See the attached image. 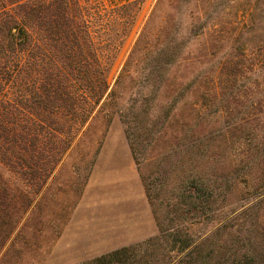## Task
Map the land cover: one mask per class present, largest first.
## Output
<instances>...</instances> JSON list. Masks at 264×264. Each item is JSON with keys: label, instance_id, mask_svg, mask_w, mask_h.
Instances as JSON below:
<instances>
[{"label": "trees", "instance_id": "trees-1", "mask_svg": "<svg viewBox=\"0 0 264 264\" xmlns=\"http://www.w3.org/2000/svg\"><path fill=\"white\" fill-rule=\"evenodd\" d=\"M172 1V14L165 16L163 0H157L111 84L109 73L133 29L141 0H0V264H17L22 249L44 243V231L51 230L54 240L60 236L87 176L72 189L70 206L60 197L49 199L53 177L96 123L103 127L102 136L116 117L127 131L158 132L157 127H145L150 110L120 107L123 89L136 91L127 100L140 107L158 100L164 90L163 98L172 99V105L189 97L194 109L180 133L192 138L193 122L200 116L196 105L222 97L223 78L229 80L231 72L181 71L192 66L190 44L207 35V26L201 23L197 35L192 23L182 31L178 0ZM205 50L204 56L211 55ZM236 129L241 127L228 134L232 140L239 138ZM248 177L249 172L240 176L232 170L212 175L211 181L190 177L189 183L194 191L200 186L208 192L213 223L219 220L218 199L228 198L237 182L245 191ZM260 177L250 187L259 200L249 223V214H243L241 224L232 216L221 235L217 228L209 236L207 252L197 246L184 255L185 261H176L190 246L182 241L185 229L178 223L165 230L161 224L159 236L147 242L151 254L147 248L133 260L129 247L81 264H264V172ZM155 240L164 245L153 247L150 242Z\"/></svg>", "mask_w": 264, "mask_h": 264}, {"label": "rangeland", "instance_id": "rangeland-1", "mask_svg": "<svg viewBox=\"0 0 264 264\" xmlns=\"http://www.w3.org/2000/svg\"><path fill=\"white\" fill-rule=\"evenodd\" d=\"M156 2L141 0L133 29L109 73L111 84ZM172 3L163 0L165 16L172 14ZM176 3L182 31L192 23L197 35L201 23L207 26V35L190 44L192 66L181 71L217 73L223 68L224 73L231 72L229 80L223 78L222 97L196 105L200 116L193 122L196 131L192 138L187 132L180 133L194 109L189 97L172 105V99L163 98L164 90L158 93V100L140 107L127 100L136 91L123 89L125 99L120 107L150 110L145 127H157L158 132L127 131L116 117L102 136L103 127L96 123L93 133L67 153L53 177L49 199L57 196L70 206L72 189L87 176L60 236L54 240L51 230L44 231L40 237L44 243L22 249L17 264H81L129 247L133 260H139L147 248L146 253L151 254L147 242L159 236V225L166 230L178 223L186 232L181 240L190 246L176 261H185L184 255L197 246L207 252L209 236L217 228L221 235L232 216L241 224L243 214L250 215L247 223L254 215L259 198L250 187L264 172V0ZM206 48L211 55L204 56ZM167 111L170 114L164 117ZM235 127H241L235 131L239 138L232 140L228 134ZM90 161L92 166L87 164ZM232 170L240 176L249 172L254 181L248 177L245 191L237 182L228 198H219L221 208L215 213L219 220L211 223V198L200 186L197 191L191 189L189 179L199 175L211 181L212 175ZM158 243L164 245L163 241L150 242L153 247Z\"/></svg>", "mask_w": 264, "mask_h": 264}]
</instances>
